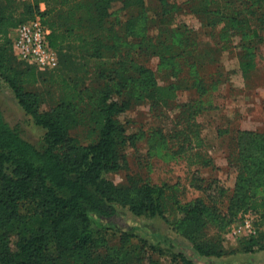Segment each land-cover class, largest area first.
<instances>
[{
    "label": "trees",
    "instance_id": "obj_1",
    "mask_svg": "<svg viewBox=\"0 0 264 264\" xmlns=\"http://www.w3.org/2000/svg\"><path fill=\"white\" fill-rule=\"evenodd\" d=\"M157 1L159 7H150L145 0H0V80L9 85L33 123L44 129L34 144L0 111V264H91L95 233L115 228L121 239L133 234L127 222L113 221L120 216L117 204L135 215L169 222L171 197L164 184L132 179L114 184L105 177L126 166L123 148L131 137L120 114L146 99L168 105L181 89L195 87L205 94L215 88L214 77L207 81L202 70L210 65L222 74L219 57L232 35L249 40L245 48L253 38L262 41L257 27L264 23V0H185L180 7ZM181 11L201 19L215 43L207 41L202 47L195 39L194 48H189L191 38L178 30L186 26L176 20ZM35 16L49 29L48 43L57 52L61 71H71L70 62L76 57L90 55L97 62V71L85 78L57 74L61 97L49 109L42 108L36 92L24 89L44 70L18 60L12 48L14 28ZM151 16L159 26L156 37L147 34ZM170 24L175 26L173 33L163 29ZM123 36L135 39L138 52L157 55L167 64L172 59H197L188 68L190 82L178 75L182 69L177 66L165 83L154 82L151 71L128 50L118 52ZM238 67L248 77L256 67L254 57L239 54ZM14 69L17 76L12 75ZM87 79L89 83L84 82ZM78 125L86 127L85 143L69 134ZM25 201H32L40 213L34 229L19 211ZM173 206L182 214L175 227L191 241L193 250L200 256L221 255L219 245L199 238L201 224L213 219L206 203L196 197L184 203L174 200ZM247 206L264 218V195L248 197ZM51 242L54 255L47 251ZM241 244L250 250L256 239L249 235ZM176 256L183 264H195L182 252ZM98 258L101 264H117L109 255Z\"/></svg>",
    "mask_w": 264,
    "mask_h": 264
},
{
    "label": "rangeland",
    "instance_id": "obj_2",
    "mask_svg": "<svg viewBox=\"0 0 264 264\" xmlns=\"http://www.w3.org/2000/svg\"><path fill=\"white\" fill-rule=\"evenodd\" d=\"M164 1L179 7L185 2ZM145 2L150 7H159L157 0ZM236 2L238 7L242 6L240 1ZM151 17L147 34L156 37L159 26ZM176 18L177 22L186 24L178 30L181 36L191 38L189 48H194L195 39L197 45L207 44L206 29L192 14L181 11ZM257 28L262 41L253 38L246 48L249 40L240 35L229 38V46L219 57L220 76L216 67L204 66L205 78L209 81L214 77L215 88L205 94L195 87L181 89L168 105L146 99L120 114L126 133L131 137L123 148L126 166L105 177L114 184H126L131 179L138 183L164 184L171 197L166 213L169 222L157 216L135 215L127 206L117 204L121 217L118 215L113 221L120 225L127 222L133 234L121 239L115 228L95 233L91 264H101L98 257L105 255L114 258L117 264H183L176 256L180 252L191 257L195 264H264V218L247 208L248 197L264 195V23ZM163 29L173 33L175 26L170 24ZM134 41L131 36H123L118 52L128 50L131 57L151 71L154 82L165 83L175 66L182 69L178 75L190 82L188 68L193 67L191 63L197 59H172L167 64L157 55L145 56L138 52ZM243 41L246 42L243 44ZM239 54L255 59L256 67L248 77L240 73ZM14 63L19 64L16 59ZM70 64L71 71L62 70L66 75L80 78L97 71V62L90 55L73 58ZM62 71L57 61L53 67L40 71L35 83L24 85V89L38 94L43 109L51 108L61 97L57 74ZM17 73L15 69L12 71L14 76ZM84 82L89 83V80ZM0 111L22 137L38 144L44 129L33 123L3 80H0ZM69 134L80 143L87 141L86 127L82 125L69 129ZM196 197L206 203L213 218L201 224L199 238L219 245L221 255H198L191 241L175 227L182 214L175 210L173 201L184 203ZM19 211L27 225L36 228L40 213L34 203L25 201ZM247 221L249 227L245 226ZM249 235L256 239V244L244 250L241 243ZM9 237L10 246L14 248L16 236L13 233ZM47 251L54 255L53 242Z\"/></svg>",
    "mask_w": 264,
    "mask_h": 264
},
{
    "label": "built area",
    "instance_id": "obj_3",
    "mask_svg": "<svg viewBox=\"0 0 264 264\" xmlns=\"http://www.w3.org/2000/svg\"><path fill=\"white\" fill-rule=\"evenodd\" d=\"M49 29L39 16L21 22L12 32V48L18 60L33 65L38 70L53 67L58 61L56 50L48 43ZM249 227V222L245 224Z\"/></svg>",
    "mask_w": 264,
    "mask_h": 264
},
{
    "label": "crops",
    "instance_id": "obj_4",
    "mask_svg": "<svg viewBox=\"0 0 264 264\" xmlns=\"http://www.w3.org/2000/svg\"><path fill=\"white\" fill-rule=\"evenodd\" d=\"M41 8H44V5L43 4H41ZM191 14V13H190ZM193 15V14H192ZM194 16V15H193ZM195 17V19H197L198 21H199V23L203 26L204 24H203V22H202V20L201 19H199L198 17H196V16H194ZM177 19V18H176ZM221 24H217V26H220ZM207 31H208V36H207V40L209 41V42H211V43H215V41H214V36L212 37L211 36V33L209 32V29H206Z\"/></svg>",
    "mask_w": 264,
    "mask_h": 264
}]
</instances>
